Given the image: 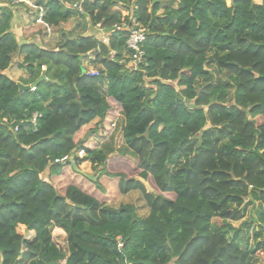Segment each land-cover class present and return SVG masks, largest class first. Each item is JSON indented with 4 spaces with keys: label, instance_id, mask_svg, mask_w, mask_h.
I'll use <instances>...</instances> for the list:
<instances>
[{
    "label": "trees",
    "instance_id": "obj_1",
    "mask_svg": "<svg viewBox=\"0 0 264 264\" xmlns=\"http://www.w3.org/2000/svg\"><path fill=\"white\" fill-rule=\"evenodd\" d=\"M2 3L0 264H262L264 0H34L53 27L78 14L145 26L136 69L126 29L19 44ZM15 55L23 84L45 73L34 90L8 75Z\"/></svg>",
    "mask_w": 264,
    "mask_h": 264
},
{
    "label": "rangeland",
    "instance_id": "obj_2",
    "mask_svg": "<svg viewBox=\"0 0 264 264\" xmlns=\"http://www.w3.org/2000/svg\"><path fill=\"white\" fill-rule=\"evenodd\" d=\"M29 1V5L26 6L24 3V0H17V3H13L14 5H24L23 7H25L26 9L23 10L24 14L23 17L25 18L23 20L24 25L25 26H31L32 22L34 21L35 18V10L36 8L31 6V4L33 5L34 0H28ZM256 2H260L261 0H255ZM227 3L230 2V0H226ZM66 7H70L67 3H63ZM22 7V8H23ZM81 12V11H80ZM22 19V18H21ZM32 29L35 28V31H31L32 33H39L41 36V43L44 47L47 48H55L56 44L58 43V41L60 40V34L62 31H70L72 32L74 35H78V34H94V35H99V30L94 27L93 25H91V23L89 22L88 19H86V17L84 16V14H78L75 17L71 18L69 21H67L66 23H63L57 27H53L52 31H47L46 32V28H43L44 26L42 24H36L35 26H31ZM25 35H29L26 31L24 32ZM17 56H15L14 58L18 60V58H16ZM14 64H16V62H14ZM84 64L86 65V69L90 70V69H94L96 70L97 68L94 67L93 65H90L88 60L84 61ZM16 66V65H14ZM209 68L212 66H208ZM15 69H13L14 71ZM17 80H20V78H17ZM114 143L115 145H120L122 143V137H121V132H120V125L117 126L116 131H115V135H114ZM79 169H81L82 171H84L87 174H90L94 177V174L96 173L91 165L89 164V162L83 163L79 166ZM134 196V195H133ZM133 196L131 197V199L133 198ZM131 201V200H130ZM119 200L117 201H112L109 204L113 205V206H117L119 203ZM140 213L144 214L145 209L143 207H141V209L139 210ZM215 224H221V220L220 219H214L213 220ZM241 223V221H234L232 224L234 226H238ZM17 232H19L20 234L24 235L25 238H31L33 236V234L30 231H27L25 229V227H23L22 225H18L16 227ZM52 238L53 241L56 243V245L58 247H60L62 250H64L67 254H68V244H67V239H66V234L63 232V230L61 229H53L52 231ZM254 261H257V263H262L264 264V258H259L256 259ZM65 263V259L61 260L59 262V264H64Z\"/></svg>",
    "mask_w": 264,
    "mask_h": 264
},
{
    "label": "built area",
    "instance_id": "obj_3",
    "mask_svg": "<svg viewBox=\"0 0 264 264\" xmlns=\"http://www.w3.org/2000/svg\"><path fill=\"white\" fill-rule=\"evenodd\" d=\"M62 3H67L72 9H77L79 11H82L81 9V0H60ZM12 3H17V0H12ZM99 28V37L103 43L108 42V37L112 31L119 30V29H126L127 31V39H126V46L128 50V62L126 63L128 67L136 69L138 65L144 61V51L142 49V44L146 38V34L148 32V29L143 25H128L127 23L123 22L120 25H115L111 29H103L100 24H96ZM113 55V53H111ZM42 69H44V66H42ZM84 73L89 76L97 75V70L90 69V70H84ZM35 86H31L30 90H34ZM36 114H34V117ZM3 121H7L6 118L2 119ZM114 126V124H112ZM17 127H14V130H16ZM78 155H82L83 151H78ZM72 156L68 157H62L60 159H55V161H65V160H71Z\"/></svg>",
    "mask_w": 264,
    "mask_h": 264
},
{
    "label": "crops",
    "instance_id": "obj_4",
    "mask_svg": "<svg viewBox=\"0 0 264 264\" xmlns=\"http://www.w3.org/2000/svg\"><path fill=\"white\" fill-rule=\"evenodd\" d=\"M2 1L3 0H0V5L3 4ZM24 3L26 6H28L30 4L28 0H24ZM23 6L24 5L20 4V5H13L11 7L12 12H13V17L11 19V32H13V34L15 35V38L17 39L19 44H22L24 42H34V43H37L39 45H42L40 34L37 32L31 34V31H35V28L32 29L31 26H35L36 24L40 23L44 26L43 28H46V32L49 30L52 31L53 26L47 25L42 21V19H41L42 10H41V8L38 10V8L34 4L33 5L31 4V6L36 8L35 14H34L35 15L34 21L32 22L31 26H25L24 22H23V20L25 19L23 17V14H24L23 10L26 8ZM161 11H162V9L160 10V12ZM84 16L86 17V19H88V17L85 14H84ZM94 27H96L99 30L97 25H94ZM25 31L29 35H25L24 34ZM15 56H17L16 58H18V60L14 58ZM15 56L12 59L11 65L7 69L8 75L11 76V78L17 82H21L20 80H27L29 78V73L23 67L19 66V63L21 61V56H18V55H15ZM85 60L89 61V59H85ZM14 62H16V64H14ZM14 65H16V66H14ZM84 66H86V65L84 64ZM13 69H15V70L13 71ZM44 69H45V67H44ZM44 69H42V70H44ZM17 78H20V80H17ZM43 79H46V76ZM83 163H86V162H83ZM89 164H90V162H89ZM22 226L25 227L24 225H22ZM30 232L33 234L32 231H30Z\"/></svg>",
    "mask_w": 264,
    "mask_h": 264
},
{
    "label": "water",
    "instance_id": "obj_5",
    "mask_svg": "<svg viewBox=\"0 0 264 264\" xmlns=\"http://www.w3.org/2000/svg\"><path fill=\"white\" fill-rule=\"evenodd\" d=\"M45 77V73L42 72L39 79H37L35 82L31 83V84H23L21 82H16L18 87L20 88V90H29L31 86H35L37 83H39L43 78ZM73 167L80 173L86 175L89 179H93L94 177L90 174L85 173L84 171H82L81 169L75 167V165L73 164Z\"/></svg>",
    "mask_w": 264,
    "mask_h": 264
}]
</instances>
